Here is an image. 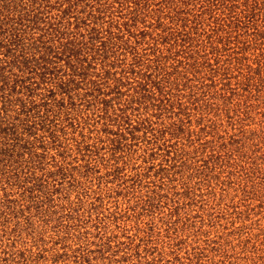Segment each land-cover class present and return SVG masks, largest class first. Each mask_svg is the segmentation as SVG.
<instances>
[{"label":"trees","instance_id":"1","mask_svg":"<svg viewBox=\"0 0 264 264\" xmlns=\"http://www.w3.org/2000/svg\"><path fill=\"white\" fill-rule=\"evenodd\" d=\"M0 55L3 208L51 217L93 169L99 188L112 176L118 191L127 152L141 149L166 161L161 190L181 182L189 197L204 184L220 201L235 190L232 155L255 138L264 102V0H0ZM249 159L243 181L254 188ZM156 195L144 201L152 213L167 197ZM169 215L181 218L178 207ZM138 238L126 260L142 258Z\"/></svg>","mask_w":264,"mask_h":264},{"label":"rangeland","instance_id":"2","mask_svg":"<svg viewBox=\"0 0 264 264\" xmlns=\"http://www.w3.org/2000/svg\"><path fill=\"white\" fill-rule=\"evenodd\" d=\"M258 80L259 84L263 82L264 72ZM255 106L256 136L240 155L230 153L236 167L231 168L232 177H227L229 172L226 177L235 190H229L221 201L207 194L204 184L189 197L178 194L183 191L181 182L175 188L161 190L163 187L157 184L164 179L161 173L166 161L144 159L142 149L127 152L128 165L121 163V195L120 189L116 191L118 181L110 180L112 176L102 178L99 188L98 177L103 176L93 169L79 178L80 187L71 193L70 202L63 203L51 217L26 209V205L20 211V202L14 201L10 208L0 204V264H264V102L256 99ZM208 139L203 136L195 140ZM175 142L172 139L169 144ZM205 148L209 154L214 152ZM191 155L200 158L199 153ZM250 156L258 166L252 178L254 188L245 187L243 181L248 177ZM199 180L195 178L193 183ZM158 193L167 197L152 201L151 205L159 207L149 212L148 202L144 201ZM98 195L104 197L102 204L96 200ZM175 207L179 208V219L169 215ZM114 212L119 219L112 216ZM210 213L216 215L212 221ZM150 219H154L152 230ZM97 230L100 234L96 237L89 233ZM149 231L152 233L145 236ZM138 236L147 237L139 246L143 256L132 255L126 260L125 251L141 242ZM153 257L158 260L153 261Z\"/></svg>","mask_w":264,"mask_h":264}]
</instances>
